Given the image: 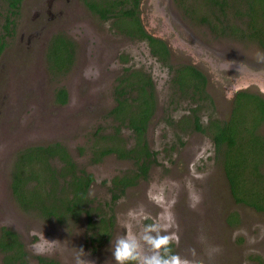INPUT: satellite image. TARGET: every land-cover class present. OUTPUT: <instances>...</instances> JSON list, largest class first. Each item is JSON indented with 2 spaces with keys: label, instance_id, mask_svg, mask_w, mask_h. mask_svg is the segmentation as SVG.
<instances>
[{
  "label": "rangeland",
  "instance_id": "obj_1",
  "mask_svg": "<svg viewBox=\"0 0 264 264\" xmlns=\"http://www.w3.org/2000/svg\"><path fill=\"white\" fill-rule=\"evenodd\" d=\"M140 13L151 34L170 42L173 48L170 64L192 63L181 51L183 43L179 35L184 34L197 42L191 44L200 52L195 51L192 57L194 60L201 57L199 64L207 74V92L213 100V115L217 119L229 118L238 90L261 94L264 98L259 85L264 84V50L257 43L212 35L205 26L190 22L176 0H142ZM79 18L80 22L88 19L82 15ZM20 23L27 24L26 21ZM90 23L92 21L88 25ZM43 25V32L47 33L54 22L46 25L40 21L37 29ZM108 29L107 24L99 26L108 37L96 30L95 55L87 54V48L94 43H87V40L80 43L76 63L69 73L53 78L47 73L45 58L36 60L34 54L22 57L21 50L26 45L22 29L17 38L7 39L0 58V142L6 139V143H14L19 148L8 160L4 181L10 179L15 156L21 149L59 142L67 148L72 160L93 176L89 197L94 205L104 207L109 202L111 178L131 169L132 163L109 155L94 164L91 148L97 145V129L101 128V135L111 133L113 123L107 118L114 104L111 91L122 71L129 68L150 74L156 88L158 107L146 133L148 147L155 153L148 178L127 189L113 205L111 237L98 247L87 239L84 216L77 222L61 226L33 214L27 215L13 203L8 189L2 200L6 212H0V221H4L0 227L15 230L31 255L74 264L75 250L83 248L86 259L94 264H115L111 241L127 231H137L140 223H151L162 212L170 211L175 219L173 230L179 236L173 252L188 255L189 250L194 249L202 264H257L256 257L264 260V214L233 202L223 171L214 159L211 140L190 129H179V121L187 118L191 107L188 99H177L173 95L168 69L150 56L145 43L129 40ZM20 40L22 42L18 43ZM44 53L45 50L41 53L43 57ZM90 70L96 78L90 75ZM59 87H68L71 92L69 110L60 109L52 101ZM6 105L12 112L8 118ZM24 112L29 116L34 112V115L24 120L23 116L21 118ZM211 112L204 106L200 113L201 123L207 121ZM259 133L264 136V122ZM40 134L44 136L40 140L29 141ZM121 135L130 147V133L122 130ZM196 196L200 197L199 203L192 207ZM230 214L237 215V223L231 222ZM42 233L49 242H57L54 251L38 254L33 250V243L40 240ZM212 246L221 251L209 259L207 250Z\"/></svg>",
  "mask_w": 264,
  "mask_h": 264
},
{
  "label": "trees",
  "instance_id": "obj_2",
  "mask_svg": "<svg viewBox=\"0 0 264 264\" xmlns=\"http://www.w3.org/2000/svg\"><path fill=\"white\" fill-rule=\"evenodd\" d=\"M21 0H0V55L6 46L12 17L18 14ZM142 0H84L85 7L100 20L111 19L120 32L133 40L145 39L150 54L171 74L170 87L177 99H188L189 115L182 118L180 128L206 135L212 142L214 159L221 167L234 203L264 214V136L259 128L264 122V101L254 93L239 92L232 103L227 120L213 115V100L206 90L205 76L190 64H170V52L165 43L147 35L140 24ZM187 19L205 26L212 35L257 43L264 50V0H176ZM74 43L55 36L46 51L47 71L66 74L74 60ZM124 69L114 88V107L107 113L113 123L111 133L100 134L91 148L94 164L114 155L127 160L132 168L111 178L109 202L104 207L94 205L89 197L93 176L79 167L64 145L59 142L28 148L19 152L10 174V190L21 212L35 215L57 225L66 226L84 216L88 241L94 247L107 242L113 229V205L126 190L148 178L155 163V153L146 142L148 124L157 101L151 77L139 70ZM55 103L64 105L67 93L56 89ZM207 106L212 111L205 123L200 113ZM246 109V110H245ZM122 130L130 133L131 146L121 138ZM103 209L107 210L106 212ZM237 223L236 214H230ZM1 264H62L45 257L31 255L19 234L3 228L0 232ZM257 264L264 260L255 258Z\"/></svg>",
  "mask_w": 264,
  "mask_h": 264
},
{
  "label": "flooded vegetation",
  "instance_id": "obj_3",
  "mask_svg": "<svg viewBox=\"0 0 264 264\" xmlns=\"http://www.w3.org/2000/svg\"><path fill=\"white\" fill-rule=\"evenodd\" d=\"M18 11H19L18 14L16 16L12 17V19H11V21H13V25L12 26L10 25L9 34L8 35L4 34V36H5L4 42L6 43V46H7V39L9 38V40H10L11 38L12 39L17 38L19 29H22L20 31H22L23 32L22 34L26 36V45L23 46L24 48L21 50L22 57H26L30 54H34L36 56V57L34 56L35 59L36 58H38V59L45 58V63H46V51H47L49 44L52 43L53 38L55 36H58V37L60 36V37L65 39L66 43H74V45H75V47H74V60H73V63L71 65L69 71L72 69V67L76 63V56L78 53V48H79L80 43H83L86 40L88 41L87 43H94V46L92 45V46H89L87 48V54L88 55H90V54L95 55V53L97 52V43H98V37L95 33L96 30H97V33L102 34L104 36H107L105 33H103L101 30H99L100 25L107 24L108 28H109L108 31L110 29H112V30L116 31L119 35H123L125 38H128L129 40H133L130 37H128L125 33L120 32L118 27L113 24V21L111 19H109L107 21H103V20H100V18L98 16L96 17L94 14H92L85 7L84 0H21L20 7H19ZM29 13H30V15H29ZM81 15H82V17H85L88 19H86L85 22H80L79 16H81ZM139 19H140V24H141L142 28L144 29V31L146 32L147 35H150L156 39H159L161 42L165 43L166 47L168 48V50L170 52L169 61H171V58L173 57V55H172L173 48H172V46L170 47V45L168 44L170 42L165 41L163 38L158 37V36L150 33V31L148 30V28L144 24V19L142 18V15L140 13V8H139ZM25 21L27 22V24H21L20 23V22H25ZM40 21H43V23L46 25H48V23L54 22V25L50 28V30L47 33H44L43 29H44L45 25H43L42 27L37 29V23ZM56 21H58L57 24H55ZM91 21H92V23H90L88 25V22H91ZM20 25H21V28H20ZM180 32L183 33L182 31H180ZM173 33H176V32L173 31ZM21 38L23 39V36H20V39ZM179 39L183 43L181 45V51L186 53L188 58L192 59L191 61L193 63V64L192 63H180V64H190V65L194 66L195 68H197L205 76V78L207 80V85H206V90H207V86H208L207 74L202 69L201 64H199V59L201 57L195 58V60L192 57V56L196 55L195 54L196 52H200L197 49H195L193 44H191V43H197V42L192 40L189 36H185L184 34L179 35ZM135 41L143 42L146 45L148 43V41H146L145 39H136ZM11 42H13V41L11 40L10 43ZM19 42L21 43L22 40L18 41V43ZM37 43H39V44L37 45ZM45 43L47 44L46 47H45ZM6 46L3 49L1 55L5 51ZM43 50H45L44 57L41 54L43 52ZM148 50H149V48H148ZM189 53L191 56H189ZM201 53H203V52H201ZM149 54H150V51H149ZM1 55H0V58H1ZM16 55H19V54L16 53ZM38 55H40V56L38 57ZM150 56H151V54H150ZM46 68H47V63H46ZM129 70L130 71L127 72L126 75L131 74L132 69L129 68ZM69 71L67 73H69ZM47 73H48V75H50L53 78L52 74H50L48 71H47ZM121 74L123 75L124 71H122ZM63 75H59V76H63ZM90 75L92 77L96 78V75H94V76L92 75L91 70H90ZM149 76L151 77L150 74H149ZM54 77H56V75ZM118 79L116 81L114 88L118 84ZM151 80H152V83L154 85L155 95H156L155 83H154V80L152 77H151ZM223 87L225 88V86H223ZM63 88L66 90V93H67V101L64 105H58L56 103L55 104L57 106H59L60 109L64 108V109L69 110V107L70 106L72 107V105H71V102H72L71 92L69 91L68 87H66V88L63 87ZM114 88H113V90H114ZM113 92L114 91H111V95H113ZM239 92H241V90H238V92H236L235 94H237ZM243 92H245V91H243ZM54 93H53V99H52L53 102H55ZM258 96L260 98H262L264 101V98L261 94H258ZM113 99H114V96H113ZM155 99H156V96H155ZM114 105L115 104H113V106L109 109V111L114 107ZM157 107L158 106L156 105V109H157ZM9 109L10 108H8V106L6 105L5 113L7 114V118L9 116V114L12 113L10 111L11 109L10 110ZM156 109H155V111H156ZM30 112H32V111H30ZM33 115H34V112L30 116L27 115L26 112H24L21 115V118L23 116L24 120H27V119L31 118ZM154 115H155V112H154ZM42 137H44V136L42 134H40V137H37V138L33 137L34 139L29 140V141L40 140ZM53 143H56V142H53ZM50 144H52V143H50ZM47 145H49V144L31 145V146H28V147L21 149L20 152H22L23 150L28 149V148H37V147L47 146ZM18 148H19V145H15L14 143L9 145L8 143H6V139L3 140L2 142H0V150H1L0 151V154H1L0 155V212H2L3 214L6 212L5 211L6 208L3 205L2 200L7 193V189H8V196L12 199L13 203H15V201L13 200L12 195H11L10 179L8 180V182L4 181V175H5L4 173L7 170V168L9 167L8 160H10L11 156L17 151ZM18 153L15 156L13 164L15 162H17ZM12 168H13V165H12ZM10 174H11V171H10ZM1 222H4V221L1 220L0 223ZM3 228L10 229V230L16 232L12 228L5 227V226L0 227V232ZM0 264H1V261H0Z\"/></svg>",
  "mask_w": 264,
  "mask_h": 264
},
{
  "label": "clouds",
  "instance_id": "obj_4",
  "mask_svg": "<svg viewBox=\"0 0 264 264\" xmlns=\"http://www.w3.org/2000/svg\"><path fill=\"white\" fill-rule=\"evenodd\" d=\"M200 197L196 196L191 204L195 207ZM140 215H143L141 213ZM174 216L170 211L162 212L151 223H140L137 231H127L111 241V253L115 264H202L196 257L194 249L188 255L173 252V245L178 243L179 236L173 230ZM203 240V237H201ZM57 242H49L42 236L33 243L32 248L38 254L56 249ZM220 248L212 246L207 250L209 259L218 254ZM74 264H94L86 259L83 248L75 250Z\"/></svg>",
  "mask_w": 264,
  "mask_h": 264
},
{
  "label": "water",
  "instance_id": "obj_5",
  "mask_svg": "<svg viewBox=\"0 0 264 264\" xmlns=\"http://www.w3.org/2000/svg\"><path fill=\"white\" fill-rule=\"evenodd\" d=\"M246 82V79L245 80H242V83H245ZM242 83H240L242 85ZM261 86V90L260 92L264 93V84H259Z\"/></svg>",
  "mask_w": 264,
  "mask_h": 264
}]
</instances>
